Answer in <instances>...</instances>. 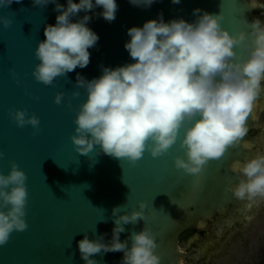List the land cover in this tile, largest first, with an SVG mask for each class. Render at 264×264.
I'll return each instance as SVG.
<instances>
[{
	"label": "water",
	"instance_id": "obj_1",
	"mask_svg": "<svg viewBox=\"0 0 264 264\" xmlns=\"http://www.w3.org/2000/svg\"><path fill=\"white\" fill-rule=\"evenodd\" d=\"M56 2L67 7V0ZM116 3L118 8L112 22L98 15L102 7L87 13L81 11L71 18L77 22L89 15L87 27L99 39L88 50L90 62L86 67L57 77L52 85L36 81L32 73L39 63L35 49L45 39L44 29L49 24L55 25L59 15L54 11L55 4L41 8L34 7L33 0L20 3L14 0L10 6L0 7V16L12 20L7 28L0 23V152H3L0 173L8 175L10 161L15 162L27 176L28 193L24 218L28 227L23 232L13 231L8 243L0 246V264H86L80 257L78 241L85 233L92 240L103 235L105 242L110 241L115 227L112 209L123 206L118 215L130 214L139 210L140 202L146 204L148 220L124 225L120 240L128 239L146 224L155 237L158 245L155 252L161 256V264H178L182 235L201 228L207 219L217 220L210 227V235H193L187 246H182L183 258H188L191 264H200L210 250L219 247L222 234L229 231L235 218L245 221L252 215L249 203L227 191L229 184L238 183L231 165L258 154L244 143L264 147V143H258L264 135V120L252 119V114L241 145L230 147L221 160L208 162L199 176L174 167L175 157L184 158L180 148L183 132L167 154L153 158L145 152L134 166L125 159L97 155L98 146L87 156L81 155L75 151L71 137L76 134L74 120L79 106L87 99L86 90L76 85L77 73L90 81L99 78L105 67L115 69L134 63L124 47L131 39L129 28H142L149 20H159L161 12L165 23L174 19L193 23L197 19L193 10L199 8L202 12L198 15L203 11L222 13L221 26L230 34L248 32L252 17L264 15V0L256 2L257 5L249 0H181L179 4L154 0L150 7H137L129 0ZM235 51L241 59L248 56L243 46ZM74 91L80 95L73 97ZM57 92L64 93L59 105L54 102ZM259 99L264 100V93ZM17 109H26L27 115L39 118L40 130L35 135L31 125L21 128L11 119L9 112ZM259 124L260 135L250 134ZM251 208L254 209V204ZM123 255L109 252L92 258L98 264H120Z\"/></svg>",
	"mask_w": 264,
	"mask_h": 264
},
{
	"label": "clouds",
	"instance_id": "obj_2",
	"mask_svg": "<svg viewBox=\"0 0 264 264\" xmlns=\"http://www.w3.org/2000/svg\"><path fill=\"white\" fill-rule=\"evenodd\" d=\"M13 2L0 0V7ZM129 2L150 7L154 0ZM180 2L172 0L173 4ZM49 3L55 4L59 15L55 25L44 29L45 39L35 49L39 63L32 73L45 85H52L57 77L77 67H86L90 62L88 50L99 39L87 27L89 15L77 22L71 18L102 7L98 15L112 22L118 8L116 0H67L66 8L56 0H33L34 7ZM201 12L199 8L193 10L197 16L193 23L183 19L165 23L161 12L159 20L128 29L131 39L124 47L134 63L105 67L99 78L90 81L77 73V87L87 92L74 120L76 134L71 137L77 153L87 156L98 146L97 155L125 159L134 166L145 152L153 158L167 154L183 132L180 148L184 158L175 157L174 167L199 176L208 162L221 160L230 147L241 145L254 102L264 93V23L255 18L249 24L250 31L230 34L221 26L222 13L203 11L198 15ZM0 23L7 28L12 20L0 16ZM238 46L244 47L247 58L241 59L235 51ZM79 95L78 91L72 93L73 97ZM63 97V92H57L54 102L61 104ZM9 115L18 127L31 125L34 135L40 130L39 118L27 115L26 109L10 111ZM10 165L8 175L0 173V246L8 243L13 231L23 232L28 227L24 219L27 176L15 162L10 161ZM231 168L238 183L229 184L227 191L238 200L248 201L249 206L264 201V154L243 163L237 161ZM122 207L112 209L115 227L110 241L105 242L103 235L89 239L87 233L78 241L81 259L86 264H98L94 255L123 252L120 264H161V256L155 252L158 245L146 224L120 240L124 225L148 220L146 204L140 202L139 210L118 215Z\"/></svg>",
	"mask_w": 264,
	"mask_h": 264
},
{
	"label": "rangeland",
	"instance_id": "obj_3",
	"mask_svg": "<svg viewBox=\"0 0 264 264\" xmlns=\"http://www.w3.org/2000/svg\"><path fill=\"white\" fill-rule=\"evenodd\" d=\"M258 16L262 17L261 14ZM262 84L264 85V81ZM250 134L260 135V124L255 125L250 130ZM262 141L264 142V135H262ZM249 145L256 153L264 152V147L261 145L254 143H249ZM251 212L252 215L247 216L245 221H238L235 218L231 222L232 226L229 231L222 234L223 239L220 241L219 247L215 251L210 250L205 261L200 264H264V201L255 204ZM216 221L212 218L207 219L201 228H193L185 232L181 237L180 246H187L193 235H202L203 233L210 235V227ZM190 248L192 249L191 246ZM189 258L193 259L194 256ZM184 264H191V261L188 258L184 259Z\"/></svg>",
	"mask_w": 264,
	"mask_h": 264
},
{
	"label": "bare ground",
	"instance_id": "obj_4",
	"mask_svg": "<svg viewBox=\"0 0 264 264\" xmlns=\"http://www.w3.org/2000/svg\"><path fill=\"white\" fill-rule=\"evenodd\" d=\"M253 5H257L256 2H258L259 0H249ZM258 18L260 19V21L262 23H264V15H262V18L258 17V16H253L252 19ZM263 85V84H262ZM259 119L260 121L264 120V100L258 99L257 101L254 102V107H253V112H252V119ZM258 143H264L263 141H258ZM247 145L246 147H250L249 143H244V146ZM246 203H248L247 201H245ZM253 205V204H252ZM251 205V206H252ZM255 205V204H254ZM251 206L249 207L250 209ZM246 213V211H245ZM222 232V231H221ZM178 250H179V257H178V264H184V258H183V253H184V248H182V246H180V244H178Z\"/></svg>",
	"mask_w": 264,
	"mask_h": 264
}]
</instances>
